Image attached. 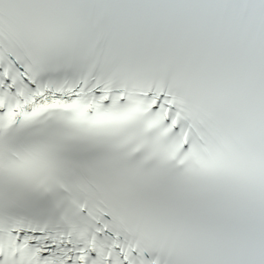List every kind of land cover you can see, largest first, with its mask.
Instances as JSON below:
<instances>
[{"label": "snow or ice", "instance_id": "obj_1", "mask_svg": "<svg viewBox=\"0 0 264 264\" xmlns=\"http://www.w3.org/2000/svg\"><path fill=\"white\" fill-rule=\"evenodd\" d=\"M0 264H264V0H0Z\"/></svg>", "mask_w": 264, "mask_h": 264}]
</instances>
